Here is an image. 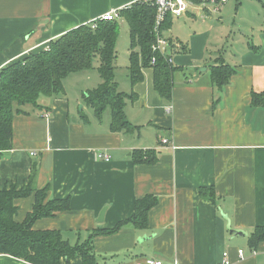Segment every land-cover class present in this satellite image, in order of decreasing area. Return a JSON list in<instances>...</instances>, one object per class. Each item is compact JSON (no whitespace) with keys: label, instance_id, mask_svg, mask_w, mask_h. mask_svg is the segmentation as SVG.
Returning <instances> with one entry per match:
<instances>
[{"label":"crops","instance_id":"1","mask_svg":"<svg viewBox=\"0 0 264 264\" xmlns=\"http://www.w3.org/2000/svg\"><path fill=\"white\" fill-rule=\"evenodd\" d=\"M130 1L0 0V69ZM258 1L264 7V0ZM212 16L190 14L181 18L199 17L196 27L186 19L167 30L178 67L171 99L155 89L152 67H142L143 80L132 85L128 64L121 86L115 63L119 90L136 95L125 112L138 130L112 131L111 118L104 113L98 118L85 103L84 93L101 83L100 75H82L87 69L69 74L59 94L41 95L40 107L27 104L14 116L12 148L0 153V188L26 185L35 163V187L49 186L47 199L70 198L69 210L38 219L35 229L60 230L71 243L83 242L96 230H111L130 218L137 199L155 195L146 228L126 225L94 235L99 264H140L149 258L220 264L225 251L232 264H264V242L255 250L249 243L255 227L264 226V106L252 103L253 93L264 91V24L251 20L242 47L231 51L224 40L230 28L223 24L224 34H217ZM218 57L237 69L222 91L210 73ZM75 74L80 80L72 97L68 80ZM135 149L153 150L157 160L136 163ZM211 187L216 202L200 193ZM34 202V194L15 200L18 221ZM225 214L233 229L248 234L230 233ZM0 264L31 263L0 254ZM70 264L83 261L78 257Z\"/></svg>","mask_w":264,"mask_h":264},{"label":"trees","instance_id":"2","mask_svg":"<svg viewBox=\"0 0 264 264\" xmlns=\"http://www.w3.org/2000/svg\"><path fill=\"white\" fill-rule=\"evenodd\" d=\"M122 17L130 27L129 76L131 84L143 80L142 67L154 70L155 89L167 99L172 98L173 76L178 67L168 63L161 55L152 65V44L155 40V9L134 4L121 10ZM173 19L168 18L163 27L169 29ZM119 21H98L97 26L83 24L69 30L52 40L47 48L29 53L23 59L0 69V153L12 148L13 119L23 113V106L32 104L40 107L41 95L55 96L63 90V81L71 73L94 67L95 58H99L98 70L101 83L95 89L87 90L84 101L91 106L97 117L102 118L109 107L111 111V130L114 132H134L139 126L127 117L125 106L134 100L133 92L119 90L116 81L117 40ZM213 85L221 91L229 84L237 69L222 57L210 66ZM254 105L264 106V91L254 92ZM133 159L136 163H154L157 160L153 150L135 149ZM29 182L21 188L12 185L0 188V254H9L31 264H70L80 257L83 264H99L93 248L95 234L111 233L124 226L146 228L148 214L158 198L146 195L135 201L134 214L111 230H96L83 242L71 243L63 237L60 230H37L34 224L38 219L55 216L56 212L70 209V198L47 199L49 186L35 187L37 165L34 163ZM201 195L216 202L214 187L201 188ZM35 195L32 210L23 221H18L16 199ZM264 242V226H257L249 235L252 249Z\"/></svg>","mask_w":264,"mask_h":264},{"label":"rangeland","instance_id":"3","mask_svg":"<svg viewBox=\"0 0 264 264\" xmlns=\"http://www.w3.org/2000/svg\"><path fill=\"white\" fill-rule=\"evenodd\" d=\"M228 7H226L227 5ZM223 7L222 15L221 13L212 14L215 18V21L217 23L218 28L216 29V33L219 35L224 34V31L222 30V25L225 24L226 28H230L228 30L229 32V38L226 37V33L224 34V40H225V46L226 48H230L231 51L240 49L242 47V42L240 41L242 38H244V34H247V28L248 23L251 20H254L256 23L262 22L264 24V7L261 6L260 2L258 0H229ZM240 13L236 14V8L237 6H241ZM232 6V9H231ZM238 7V8H239ZM237 8V9H238ZM231 9V11H229ZM228 10V11H227ZM219 14L221 17H219ZM197 19H194L193 21H189V17H186L189 25L191 27H196L195 24L197 22L201 21L199 17H195ZM185 18H175L174 23L171 25L173 29H177L180 27L181 24H184L186 20ZM181 21V22H180ZM197 21V22H195ZM120 29L118 34V40H117V58L115 60V63L117 65V75L118 79L121 82V86L125 85V81H127V78L125 76L127 71V66L129 64V47L131 44L130 40V27L126 20L122 19L120 20ZM241 38V39H240ZM235 40V41H234ZM231 46L233 48H231ZM46 46L45 48H47ZM230 52V51H229ZM99 64V58H95L94 61V67L91 69H87L84 74L82 75H100V73L97 70V66ZM96 67V70H94ZM86 73V74H85ZM80 76H71L68 80L69 90L72 97H75L77 94V81ZM84 77V76H81ZM104 115H108V118H111V112L110 108L108 107Z\"/></svg>","mask_w":264,"mask_h":264},{"label":"built area","instance_id":"4","mask_svg":"<svg viewBox=\"0 0 264 264\" xmlns=\"http://www.w3.org/2000/svg\"><path fill=\"white\" fill-rule=\"evenodd\" d=\"M229 0H131L125 7L121 9H113L99 18L94 19L88 24L92 25V28L97 26L98 21H119L123 17L121 10L131 7L134 4L145 5L155 9L154 18V34L155 40L152 44V52L154 55L151 59V64L154 65L157 62V55L163 56L168 63L174 65V43L172 38L168 35L167 30L163 27L164 23L168 18H181L190 14L198 16H208L220 12V9ZM48 116V113H46ZM164 143L168 142V139L163 140ZM99 158L105 161L110 160V156L100 153ZM239 258L244 257V250L238 249ZM140 264H166L162 260L157 259H146L145 262ZM177 264V263H175ZM220 264H232L229 259L227 251L223 254V259Z\"/></svg>","mask_w":264,"mask_h":264},{"label":"water","instance_id":"5","mask_svg":"<svg viewBox=\"0 0 264 264\" xmlns=\"http://www.w3.org/2000/svg\"><path fill=\"white\" fill-rule=\"evenodd\" d=\"M105 211L106 209H103L99 215V221H103L104 220V216H105ZM224 217L227 219L228 223H227V228L230 231V233L234 234V235H238V236H246L248 233L246 231L240 230V229H233L231 226V221L228 217L227 214L224 215ZM141 241V240H139Z\"/></svg>","mask_w":264,"mask_h":264}]
</instances>
